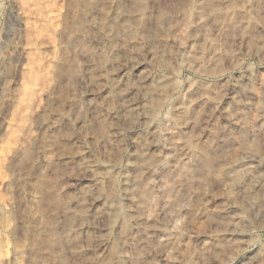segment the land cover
<instances>
[{
	"label": "rangeland",
	"instance_id": "374dc122",
	"mask_svg": "<svg viewBox=\"0 0 264 264\" xmlns=\"http://www.w3.org/2000/svg\"><path fill=\"white\" fill-rule=\"evenodd\" d=\"M20 2L0 0V124ZM29 3L59 14L57 59L3 169L0 257L264 264V0Z\"/></svg>",
	"mask_w": 264,
	"mask_h": 264
},
{
	"label": "bare ground",
	"instance_id": "6f19581e",
	"mask_svg": "<svg viewBox=\"0 0 264 264\" xmlns=\"http://www.w3.org/2000/svg\"><path fill=\"white\" fill-rule=\"evenodd\" d=\"M20 1L23 9L18 6L15 17L22 26L23 43L18 46L19 54L13 63V81L8 87L6 106L0 124V199L6 208L11 207L12 202L2 198V188L9 183L3 169L10 164L14 156L24 149L23 147L31 136L34 114L44 106L43 100L57 59L55 33L59 23V14L41 10L36 4L34 8H30L29 2H34V0ZM35 14L40 15V20L34 17ZM123 26H126V23ZM35 196V193L31 194L32 199H36ZM108 198V209L113 214L119 215L118 206L115 205L116 203L113 204L115 200L112 201L111 195ZM80 212L81 208L66 212L68 230L75 216ZM9 227L10 223H7L6 228ZM67 235L69 234L66 233L62 237L59 235L57 241L61 243ZM57 258L60 264H66V258L61 252H58ZM0 264H12V262L8 256L3 255L0 257ZM93 264H105V262L97 257Z\"/></svg>",
	"mask_w": 264,
	"mask_h": 264
}]
</instances>
